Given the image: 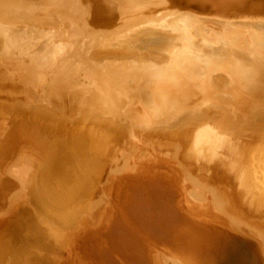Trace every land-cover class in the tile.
<instances>
[{
  "label": "bare ground",
  "instance_id": "bare-ground-1",
  "mask_svg": "<svg viewBox=\"0 0 264 264\" xmlns=\"http://www.w3.org/2000/svg\"><path fill=\"white\" fill-rule=\"evenodd\" d=\"M241 2L0 0V109L31 112L0 129V264L264 256V2ZM83 64L97 80L59 88ZM130 91L143 122L93 105ZM148 171L167 184L130 187Z\"/></svg>",
  "mask_w": 264,
  "mask_h": 264
},
{
  "label": "rangeland",
  "instance_id": "rangeland-1",
  "mask_svg": "<svg viewBox=\"0 0 264 264\" xmlns=\"http://www.w3.org/2000/svg\"><path fill=\"white\" fill-rule=\"evenodd\" d=\"M101 13H104V14H106V12H101ZM111 13H113V12H111ZM112 15V14H111ZM109 28H110V24H109V26H108ZM106 28V27H105ZM114 28H116V27H114ZM107 29V28H106ZM109 30V29H108ZM41 42H43L42 40H41ZM41 42H39L38 44H36V45H34L33 47H32V51H35V50H37L43 43H41ZM100 48V47H99ZM105 47H102L101 49H104ZM98 49V48H97ZM27 50V49H26ZM190 54H193L192 52H190ZM201 56V55H200ZM45 58V56L44 55H41V56H37V58H36V60H40V61H42V63L44 64V62H45V60H43ZM76 64H77V61L74 63V67L76 66ZM36 65H38V63H36ZM72 66V67H73ZM55 67V64H52L51 66H49L47 69H46V71L45 72H48V71H50V70H53V68ZM84 67V68H83ZM50 68V69H49ZM84 69V70H83ZM71 70V69H70ZM87 71V72H86ZM78 72L80 73V72H84L86 75H85V78L82 80L80 77H78ZM89 72H90V74H89ZM84 73H81V75H83ZM100 73V69L99 70H96V68L94 67V68H92V67H90L88 64L87 65H85V64H83V65H81V67L79 68V69H77L76 70V76H74L73 74H72V76L70 75L71 74V72H69V73H66V72H64L62 75H61V78H62V81H63V83H61V87H59V88H61V89H63V90H65V91H68V92H74V91H76V90H78L79 88H83V90H84V87L86 86L85 85V79H87V80H89V78H91L92 79V81H94V80H97V77H98V74ZM81 75H79V76H81ZM103 78V77H102ZM145 83H147V82H144V84ZM52 86H51V88H53V86H56V84H54L53 82H52V84H51ZM47 94H48V96H47V103H45V106H49V107H52L53 109H57V108H54L49 102H51V100H50V97H51V92L48 90L47 91ZM54 94V93H53ZM54 97V95L52 96V98ZM58 98V97H57ZM122 98H124V97H122ZM62 99V100H61ZM100 99V100H99ZM59 100L60 101H62V103H64V102H67L68 100H64L63 98H60L59 97ZM10 101H16V99L15 100H10ZM73 103V102H72ZM13 104H16V105H20L21 106V104H19V103H16V102H13ZM23 104H25V103H23ZM68 104H70V103H68ZM74 104V103H73ZM80 103H76V104H74V106H75V109H78L79 107H80V105H79ZM94 106H95V108H103L104 110H106V112L109 114V115H107V117L109 116H113V117H115L116 119L115 120H117V121H119L120 120V122L123 120V122H125V121H128V120H133L134 122L136 121V122H143L144 121V119H143V116H142V112H140L139 111V108H140V103L138 102V100H137V95L134 93V92H132V91H130L129 93H128V96L125 98V99H123V101L122 102H119V106H118V108L117 107H115V106H112V108H114V109H116V110H118V112L117 113H115V114H112L110 111H109V109H107V105H106V100L103 98L102 99V97H98L97 99H96V101L94 102V104H93ZM204 105V104H203ZM30 106V105H29ZM29 106H27L26 104L25 105H22V107L21 108H19L18 109V111H16V112H12V113H10L9 112V109L8 108H3V110H1L0 109V124L3 122V121H6V118L7 119H9V120H7L6 121V123L7 124H5V123H2L3 124V126L1 125V127H0V129H2V128H4L5 126L7 127V126H9L8 128H11L12 126H14V125H16L17 123H19L20 121H22V120H25V118H27V117H29V115H30V107ZM202 105H198V107H201ZM175 108V107H174ZM173 108V110H171L170 111V113H169V115H168V118L167 119H165V124L167 123L166 122V120L169 122V123H172V122H176L177 120H179L178 119V116L180 115V113H183V112H181V110H176V108L174 109ZM5 109V110H4ZM8 111H7V110ZM59 109V108H58ZM59 111V110H58ZM7 112V113H6ZM7 114V115H6ZM17 115V116H16ZM72 116H71V119H74L75 120V118H77L78 116L76 115V114H71ZM10 117V118H9ZM17 117V118H16ZM33 118V117H32ZM122 118V119H121ZM15 122V123H14ZM8 128H5V129H8ZM113 137H114V135H113ZM144 162H147V164H148V167H149V169H150V165L151 164H149V160H146V161H144ZM152 165H153V168H152V170H154V169H160V170H164L165 172H167V174L168 173H170L166 168H162V167H159V166H157V165H155V164H153L152 163ZM140 168V167H139ZM164 178V177H163ZM161 176H159V175H156V173H154L153 171H148V172H145L143 175H141V176H138V177H134V176H132V177H130V183H129V185H130V187L131 188H133L134 189V185L133 184H136V183H138V182H146V181H148L149 180V183L150 182H162V183H164V184H167V182L168 181H166L165 179H163ZM129 185H128V187H129ZM8 196L9 195H6V197H5V199L6 198H8ZM180 206V205H179ZM181 207V206H180ZM181 209H182V207H181ZM184 213H185V211H183ZM137 247H139L140 249H138V251H139V254H140V258L141 259H143L144 258V260L142 261V263L141 264H157V263H155L154 262V259H152L151 258V256L149 255V260H148V258H147V256L145 255V253H144V251H143V248H142V246H140V245H137ZM260 249V253L258 252V255L256 254V256L254 257V264H264V256H263V252H262V248H259ZM257 252V251H256ZM144 255H145V257H144ZM135 264H139V263H137V262H134Z\"/></svg>",
  "mask_w": 264,
  "mask_h": 264
},
{
  "label": "water",
  "instance_id": "water-1",
  "mask_svg": "<svg viewBox=\"0 0 264 264\" xmlns=\"http://www.w3.org/2000/svg\"><path fill=\"white\" fill-rule=\"evenodd\" d=\"M245 0H242V2ZM250 3L249 5H253V6H259L261 5L262 2H264V0H248ZM241 2V4H242ZM237 12V11H236Z\"/></svg>",
  "mask_w": 264,
  "mask_h": 264
}]
</instances>
